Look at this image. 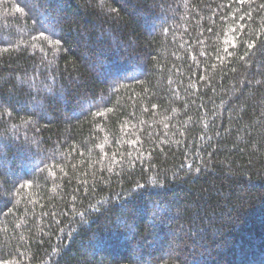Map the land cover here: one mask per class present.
Listing matches in <instances>:
<instances>
[{
	"label": "trees",
	"instance_id": "trees-1",
	"mask_svg": "<svg viewBox=\"0 0 264 264\" xmlns=\"http://www.w3.org/2000/svg\"><path fill=\"white\" fill-rule=\"evenodd\" d=\"M0 261L264 264V0H0Z\"/></svg>",
	"mask_w": 264,
	"mask_h": 264
},
{
	"label": "snow or ice",
	"instance_id": "snow-or-ice-1",
	"mask_svg": "<svg viewBox=\"0 0 264 264\" xmlns=\"http://www.w3.org/2000/svg\"><path fill=\"white\" fill-rule=\"evenodd\" d=\"M15 11H17V12H22V11H24V9L21 8V7H16V8H15ZM40 35H41V37H43L44 33L41 32ZM56 43H59V41H56ZM233 46H235V45L233 44ZM252 47H253V45H252L251 43H249L248 48L251 49ZM225 51L227 52L228 49H225ZM109 111H111V109H109ZM97 114H98V115H102L101 113H97ZM0 264H6V262H4V261H0Z\"/></svg>",
	"mask_w": 264,
	"mask_h": 264
}]
</instances>
